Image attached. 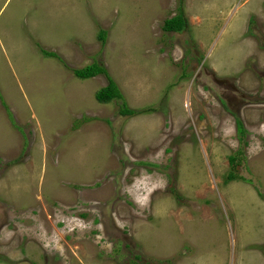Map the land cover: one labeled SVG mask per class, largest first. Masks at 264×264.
I'll return each instance as SVG.
<instances>
[{
    "label": "rangeland",
    "instance_id": "374dc122",
    "mask_svg": "<svg viewBox=\"0 0 264 264\" xmlns=\"http://www.w3.org/2000/svg\"><path fill=\"white\" fill-rule=\"evenodd\" d=\"M0 264H264V0H0Z\"/></svg>",
    "mask_w": 264,
    "mask_h": 264
},
{
    "label": "trees",
    "instance_id": "16d2710c",
    "mask_svg": "<svg viewBox=\"0 0 264 264\" xmlns=\"http://www.w3.org/2000/svg\"><path fill=\"white\" fill-rule=\"evenodd\" d=\"M186 27V19L183 15V12H179L176 15L166 18L164 20V24L162 26L163 30L166 32L174 31V32H180ZM106 37V31L104 29H100L98 32V38L101 41H104ZM42 53L46 56H57V54L54 51H47L45 49H42ZM72 71L75 76L78 78H90L93 76H96L98 74H104L107 78V83L103 87L99 88L95 92V98L102 103H107L113 100H122L124 99V96L119 89L116 81L112 78V76L109 75L108 70L106 67L98 62V61H93L83 67H78V68H72ZM120 114L122 115H128L132 116L137 114L139 111L137 109L130 108L126 105L125 102H122L121 107L119 109ZM236 128H237V133L240 134V138L242 140L243 134H245L246 129L243 126V123L241 120L236 119ZM237 155H231L229 157L230 159V164L232 165V168L234 169V166L237 164ZM237 175L233 172L231 169L229 173L227 174L225 180L227 182L236 179ZM178 196V195H177Z\"/></svg>",
    "mask_w": 264,
    "mask_h": 264
}]
</instances>
